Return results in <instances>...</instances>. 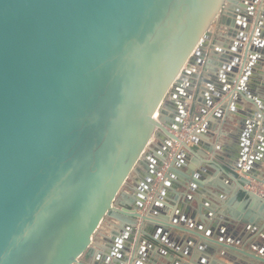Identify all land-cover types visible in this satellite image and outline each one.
Returning a JSON list of instances; mask_svg holds the SVG:
<instances>
[{"label":"water","instance_id":"obj_1","mask_svg":"<svg viewBox=\"0 0 264 264\" xmlns=\"http://www.w3.org/2000/svg\"><path fill=\"white\" fill-rule=\"evenodd\" d=\"M228 2L237 22L220 61L209 62L217 77L187 80ZM262 17L264 0H0V264H84L109 216L121 236L110 241V257L93 264L155 262L140 245L151 210L167 211L155 197L146 211L145 203L174 145L190 148L178 137L187 107L170 114L166 99L188 81L202 92L210 84L191 113L200 106L202 116L217 118L236 85L230 97L238 102L246 88L254 93L261 82L250 71L264 64ZM153 143L159 154L149 166ZM248 160L246 184L264 182ZM143 163V185L121 210L119 194ZM176 164L175 156L168 171ZM249 196L258 233L240 219L212 220L178 196L170 201L179 203L175 220L163 218L159 228L193 258L187 264H201L205 253L221 264H264V199Z\"/></svg>","mask_w":264,"mask_h":264},{"label":"crops","instance_id":"obj_2","mask_svg":"<svg viewBox=\"0 0 264 264\" xmlns=\"http://www.w3.org/2000/svg\"><path fill=\"white\" fill-rule=\"evenodd\" d=\"M236 18L233 3H226L211 27L210 37L203 48L202 56L198 59L201 62L193 67L192 75L186 76L187 80L197 81L204 74L209 81L217 77V73L212 71L219 68L215 69V65L209 64V62L220 61L221 52L219 51L224 49L223 44H225L223 39L225 40L228 31L235 26ZM262 20L263 28L261 29L264 30V17ZM215 52H218V55H214ZM206 65H209L212 70L206 72ZM256 66L260 69L255 68L254 71H250V74L252 78L257 76L261 82L258 88L254 93L250 91L249 87L246 88L241 93L242 102H238V99L230 97L235 93L236 88H239L236 85V88L218 105L217 108H220L224 103L226 108L217 118L211 115L202 116L200 106H197L194 109L195 112L191 113L193 103L198 99L200 101V98L204 100L210 95V88H212L210 84H204L202 92L198 85L190 87L188 81L186 89H179L178 92L166 99L170 114L173 113L174 108L178 111L180 105H184L187 107L184 122H194L200 127L188 140L190 148L177 150V164L173 166L171 172L166 171L164 177L159 181L154 202L162 211H167V215L157 210H151V220L145 225L149 235V237L146 236L148 241L143 239L140 249L146 254L149 251L154 252L155 262L142 260L144 258L139 260L144 264H187L192 262V257L184 256V258L179 254V250L180 252L183 250L182 247H179L180 244L170 239L168 234L159 228L163 224V218H170L169 222L172 219L175 220L179 203L173 205L170 201L176 196L183 202L189 199L194 205L199 203L204 215H209L212 220L240 219L251 223V231L260 232L261 223L254 225L255 203L249 196L250 192L246 189V180H251V178L243 175V169L249 166L248 158L254 157L255 164L259 166L253 167L259 172L257 179L264 180V64ZM245 112L251 115L254 112L255 118L245 115ZM256 112L259 114V119L256 118ZM155 144L153 143L147 152L149 157L146 158L149 160V166L153 164L155 155L159 154L154 148ZM243 151H247L248 155L246 162L241 163L237 160ZM146 172V163H143L139 164L131 174L119 194L118 202H123V205L118 207L119 209L125 210V206H131L130 199H136L135 195L143 185ZM183 182L185 183L184 187L181 186ZM178 216H182L180 212ZM117 224L110 216L105 218L93 238L89 251L81 259L84 264H93L97 260L102 261L110 257V241L121 236ZM151 237L155 238V241ZM149 241L154 243L155 251L151 249ZM205 256L201 264H221L216 257L206 253ZM194 264L199 263L197 261Z\"/></svg>","mask_w":264,"mask_h":264},{"label":"built area","instance_id":"obj_3","mask_svg":"<svg viewBox=\"0 0 264 264\" xmlns=\"http://www.w3.org/2000/svg\"><path fill=\"white\" fill-rule=\"evenodd\" d=\"M199 127H200L199 124L191 125L189 122H183L182 130L178 133V137L181 140L188 142V140H190L191 137L193 136V133L197 131ZM178 149H179V145H174L166 161L164 162L162 168L158 172L157 179L155 181V186H153V189L151 190L149 197L145 203L144 211H146L153 202L155 194L157 192L159 181L164 177V173L168 171L170 167V163L176 156V152ZM246 189L249 192H254L258 194L264 199V182H257V181L251 182L249 185H247Z\"/></svg>","mask_w":264,"mask_h":264}]
</instances>
